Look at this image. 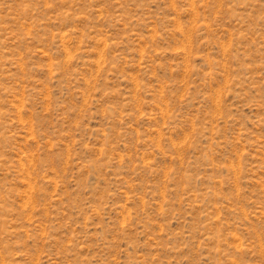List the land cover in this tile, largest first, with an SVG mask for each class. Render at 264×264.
Returning a JSON list of instances; mask_svg holds the SVG:
<instances>
[{"label":"rangeland","instance_id":"374dc122","mask_svg":"<svg viewBox=\"0 0 264 264\" xmlns=\"http://www.w3.org/2000/svg\"><path fill=\"white\" fill-rule=\"evenodd\" d=\"M0 264H264V0H0Z\"/></svg>","mask_w":264,"mask_h":264}]
</instances>
